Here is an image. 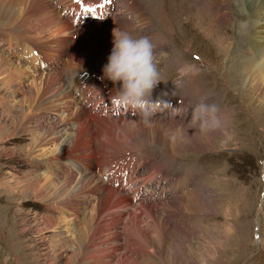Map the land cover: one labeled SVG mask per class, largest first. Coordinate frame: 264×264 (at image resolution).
<instances>
[{
    "label": "rangeland",
    "instance_id": "rangeland-1",
    "mask_svg": "<svg viewBox=\"0 0 264 264\" xmlns=\"http://www.w3.org/2000/svg\"><path fill=\"white\" fill-rule=\"evenodd\" d=\"M27 1L0 0V7L9 13L8 16L1 15L0 56L6 53L12 58L13 54L14 62L21 64L28 73L7 87L0 82V100L6 101L5 105L0 104V264H68L69 246L74 244L75 238H80L78 247L81 252L75 261L72 259L73 264H264V88H255L253 71L245 72L246 65L237 67L236 60L230 59L231 54L224 56L223 53L232 50L228 47L230 43L223 40L225 37L233 40L235 24L239 22H229L224 27L225 35L220 33V42H213L215 38L207 31V25L216 23L212 15L202 13L204 8L197 7L194 1L133 0L131 5L128 3L131 8L123 6L125 8L115 20L84 22L87 30H81L83 33H80V25L73 21L71 32L62 35L67 45L62 48L65 53L69 52L62 60L59 57L61 52L59 56L48 52L37 55L31 46L34 40H30V44L24 41L27 35L32 37L30 32L39 28V23L40 27L50 23L37 18L42 8L40 1L29 0L30 7L25 10L29 4ZM45 3L50 4V0H45ZM116 3L119 4L118 0ZM136 10H142L140 18L134 21L132 14L128 17L131 22L128 21L125 13ZM14 12H20V17L4 28L3 22L9 21L10 14ZM26 16L28 19L24 22ZM163 17L165 23L161 21ZM53 19L51 17L50 21ZM117 27L133 31L134 35L149 33L148 36L157 44L158 67L162 75V82L153 90L152 99L161 98L159 92L167 93L162 97L173 101L180 99L184 109L179 110H188L183 116L178 110L170 113H167L168 108L159 111L153 118L161 123L155 133L140 122L138 115L99 118L95 114H87V110L82 108L79 115L72 118L70 127H83L84 133H78V138L86 135L84 141L90 145L87 150L79 146L83 153L80 156H87L90 164L82 170L84 178L80 179L76 170H72L70 175L66 171L47 173L41 158L52 155L48 154L49 150L43 149V152L41 148L49 145L45 139L51 137L56 128L63 129L61 123L65 113L57 101L68 79L65 71L71 75L84 62L95 59L97 54L109 53L113 47L112 33ZM12 40L13 44L10 43ZM48 44L40 45L42 47L38 49L53 52L55 49ZM30 50L33 54L29 53ZM36 56L53 57L47 66L49 68L37 71L39 67L34 64ZM69 56L74 57V64L68 62ZM184 64L195 65L199 72L183 77L182 86L175 88L173 81L180 78L179 68ZM93 65L96 67V63ZM41 74L45 77L52 75L56 83L44 86L42 82L31 80V77H41ZM187 78L191 83L186 81ZM29 90L37 93L40 100L37 97L30 103L26 101L19 105L23 100L21 95ZM200 95L210 96L226 114L224 128L208 138L211 146L203 153L183 150L185 145L189 146V136L176 132L183 121L190 119L191 105ZM189 101L190 106L187 105ZM13 105L12 111L15 110L7 113L6 110ZM17 111L27 113L20 128L17 126ZM171 116L173 118L169 121ZM162 123L172 124V127H165ZM189 131L193 136L195 130ZM167 134L170 138L175 135L173 143L179 142L183 146H173L165 138ZM66 135L58 138L57 142L65 141L66 145ZM38 137V148L33 149L30 144ZM206 139H200L203 145H206ZM67 146L70 150L72 144ZM175 148L181 151H172ZM128 150L140 152L137 157L140 162L134 163L138 172H148L151 168L170 178L189 173L188 186H181L178 182L173 189L179 188L178 197L168 196L158 203L130 201L127 199L129 194L123 190L109 198V186L101 181L102 177L100 179L104 166L96 163L99 169L93 171L97 167L94 160L101 154L106 156ZM80 152L70 150L69 154L76 157ZM39 155L41 157H37ZM44 175L56 182L63 198L40 201L39 195L34 194ZM66 176L73 181L72 187L77 180L82 184L74 197L72 189L68 188V195L73 197L71 201L65 200L62 180ZM102 186L105 189L100 192ZM199 190L204 197L196 199L200 202L191 199L186 206L184 201L176 203L182 195L187 197L188 192ZM98 201H102V205ZM91 209L95 210V217L92 216L90 230L86 231L94 236L91 234L90 240H86L79 225Z\"/></svg>",
    "mask_w": 264,
    "mask_h": 264
},
{
    "label": "bare ground",
    "instance_id": "bare-ground-1",
    "mask_svg": "<svg viewBox=\"0 0 264 264\" xmlns=\"http://www.w3.org/2000/svg\"><path fill=\"white\" fill-rule=\"evenodd\" d=\"M14 1H17V0H14ZM33 2L37 1V2H41L42 4V8H41V13H39V15H37V18H42L45 20V22H50V23H47L46 27L43 25H41L40 27V20H37L39 21V28H36L34 29L33 31H31L30 33L32 34V37H29L27 35V37H25L26 39L24 41H26L27 43H31L30 40H34L32 43H31V46H32V49L34 51L35 54L37 55H40L44 52H48L52 55H55V56H59L60 52V58L62 57V60L64 59V57H66L68 55V51H64V49L62 47H67L66 45V41L64 40V38L62 37V35H64L65 33H67L68 31L71 32V29L73 28V24L72 22H76L77 24L80 25V33H83L81 30H87V28L83 25L84 23L80 22L78 20V17L77 15H74L72 16L70 19H68L66 16H63V15H60V12L54 8L55 10L58 11L59 15L62 17H60L57 13V11H55L53 9V7H56L57 5V1L59 0H50V4H46L45 3V0H32ZM194 1V2H193ZM235 1V3L233 2ZM29 2V0L27 1ZM31 2V1H30ZM30 2L29 4L27 5V7H25V10L26 8L30 7ZM32 2V3H33ZM120 6H125L127 5L128 8H129V1L128 0H118ZM189 3L193 2L195 3V5L197 7H200L201 9H203L201 12L202 13H205L208 12L212 15V19L214 20V22L216 24H208L207 25V31L208 32H211L212 35L214 36L215 39H213L214 41L213 42H220L219 40V36H220V33H222V35H225L224 34V27L229 23V22H233V21H236V22H239V24H235V30H234V35H233V40H229L230 37L226 38L223 40V42L225 43H230V45L228 46L230 49L232 48L231 51H224V56L227 55V54H231L230 56V59H235L236 60V66L239 67H244L245 65L247 66L245 68V72L247 70H251L253 71V76H254V82H255V88H258V87H261V88H264V46H262L261 44L264 43V37H262V33L264 34V0H189L188 1ZM233 4H232V3ZM31 3V4H32ZM11 4V3H10ZM36 4V3H35ZM39 4V3H38ZM40 4V5H41ZM53 7H52V6ZM3 7V6H2ZM34 7V6H33ZM133 7V6H132ZM135 7V6H134ZM4 8V7H3ZM32 8V6H31ZM131 8V7H130ZM129 8V9H130ZM33 10V9H32ZM40 10V9H39ZM134 10V9H133ZM29 11V9L27 10ZM22 12H24V9L22 10ZM135 12H136V15H135ZM142 10L141 11H134V12H131L129 15L125 13L128 21L131 20V18H128L129 16H131L133 14V20L134 21H137L139 18H140V14H141ZM191 12V11H190ZM30 13V11H29ZM34 13V12H33ZM121 13V10H116L115 11V15H120ZM201 13V14H202ZM8 11L5 10V9H2L0 7V22L3 20V17H1V15H6L8 16ZM28 14V12H27ZM26 14V15H27ZM31 14H32V11H31ZM165 14V13H164ZM20 12H14L13 14H10V17L8 18L9 21H5L3 22L5 25H3L4 28H8L9 26V22H11L12 20L16 21V19H18L20 17ZM36 15V14H35ZM142 15V14H141ZM161 15V14H159ZM124 16V15H123ZM28 16L24 17V22L28 19L27 18ZM53 17L54 19L50 21V18ZM122 17V16H121ZM170 17V16H169ZM200 17V16H199ZM6 18V17H5ZM36 18V19H37ZM64 19H67L64 21ZM111 19V18H109ZM126 19V18H125ZM165 18L163 17V19L161 20L162 23H165ZM34 20V19H33ZM108 18L104 21H107ZM14 21V22H15ZM43 21V20H42ZM7 22V23H6ZM36 22V20L34 21ZM44 22V21H43ZM44 22V23H45ZM54 22V23H52ZM131 22V21H130ZM253 22V24H252ZM115 21H113V25ZM24 24V23H23ZM70 24H72L70 26ZM130 24V23H129ZM150 24V22L148 23ZM198 24V23H197ZM11 25V24H10ZM118 24H116L117 26ZM213 25H216V26H213ZM70 26V27H69ZM134 26V25H133ZM200 26V24H199ZM2 27V28H3ZM121 27V26H120ZM118 28V27H117ZM122 28V27H121ZM198 28V27H197ZM136 29H137V26H136ZM123 30V29H122ZM169 30V27L167 28V31ZM217 30V31H216ZM79 32V31H78ZM87 32V31H86ZM69 33V32H68ZM132 34H135L133 31H132ZM149 33H147L146 35H148ZM150 34H151V31H150ZM68 35V34H66ZM154 36H156V34H154ZM59 37H61L59 39ZM85 37V36H83ZM213 38V37H212ZM223 38V37H222ZM232 38V37H231ZM51 41H48L50 40ZM53 39V40H52ZM82 39V38H81ZM156 39L158 40V36L156 37ZM6 41V40H5ZM82 41V40H81ZM46 42H49L46 43ZM80 42V41H79ZM158 42H160L158 40ZM163 42V41H162ZM88 43V42H87ZM45 44H48V46H50L51 49H55L53 52L52 51H41L40 49H38L39 47H42L44 46ZM233 44V46H232ZM35 45V46H34ZM42 45V46H40ZM81 46V45H79ZM24 47H27V46H24ZM36 50H35V49ZM9 49V48H8ZM13 49V48H12ZM68 49H69V46H68ZM70 50V49H69ZM24 53L25 50H23ZM22 52V53H23ZM30 54H33L31 53V50L29 51ZM4 55L3 56H0V73H2V77H0V82H2L3 85H5V87H7L6 85L8 84H11L14 83V82H17L19 76H28V73L26 71V68H24L23 66H21V64H17L16 62H14V55H12V58H10L8 55H6V53H3ZM66 54V55H65ZM74 55V54H73ZM247 56V58L245 57ZM70 57V56H69ZM242 57H245V59L241 60ZM74 58V57H73ZM72 57H70L69 61L70 63H75V60L73 59ZM170 59V58H169ZM66 62V61H65ZM4 64L6 65H9V66H4ZM81 64V63H80ZM67 65V63H66ZM252 65V66H251ZM73 67V66H72ZM36 69H39V68H36ZM237 71V70H236ZM43 74H41V77L39 76V78H34V77H31V80L34 81V83L36 81H39V83L44 85V86H48L49 84H54L56 83L55 81L57 80H54L52 75L50 76L49 74L45 77L44 75V78L42 77ZM46 75V74H45ZM43 78V79H42ZM191 79V77H190ZM189 78L186 79V81H188L189 83H191V80ZM59 82V81H58ZM60 84V83H59ZM197 86V85H196ZM198 87V86H197ZM59 88H61L59 86ZM58 91H60L58 88H56ZM196 89V88H195ZM260 92V91H258ZM26 93V94H25ZM24 94H22V101L19 103V105H21L22 103L24 102H28L30 103L31 101H34L38 95L37 93L33 94L32 93V90H29L28 92H25ZM12 96H15V95H12ZM70 98L71 102H69L68 98ZM21 98V97H20ZM39 98V97H38ZM73 97L72 95L69 93V91L67 90V88L65 86L62 87V92H60V100L57 101L58 105L60 106V108L63 110V112L65 113V116L62 118V128H56L57 130L56 131H53L55 133H53V135H51V137L47 136L46 137V141L48 142L47 144L51 145V147H49V145L47 146H44L42 149H46V150H49V155L51 154L52 156H47V157H43L45 158L43 160V158H41L42 162L44 163V165L46 166L47 168V173H50V174H55L57 171H66L68 172V174L70 175L71 173H73L72 170H76L75 173L79 174L80 175V179H83L84 178V175H82V170L83 169H86L87 167H89V159L87 156H80L82 155L83 153H81L80 151H82V149H80L79 146H83L85 147V150H87V148L90 146L88 145L85 141H84V138L86 135H83L81 138H78V133L79 134H82L84 133L83 131V127H79L78 126H73V127H70L71 125V120L73 117H75L76 115L78 116L79 115V111L82 109V107L79 105V103L77 102V100L75 101H72ZM40 100V98H39ZM45 100V99H44ZM55 102V101H53ZM196 102V101H195ZM61 103V104H60ZM188 106H190V102H187ZM0 104H3L5 105L6 104V101L4 100H0ZM186 104V103H185ZM57 105V104H56ZM15 105L13 106H10L6 111L7 113H11L13 112L12 111V108H14ZM54 107L55 104L53 105ZM52 106V107H53ZM57 106V107H59ZM184 109V108H182ZM188 109H186L187 111ZM179 111V115L180 116H183L185 114V110H178ZM16 113H19V111H17ZM173 114V113H172ZM27 116V113H24L23 111H21L17 117V126H21V122L26 118ZM76 116V117H77ZM174 116V115H172ZM171 116L170 119H168L169 121H171V119L173 118ZM191 116V115H190ZM19 118V120H18ZM81 118V117H80ZM189 118V117H188ZM75 119V118H74ZM12 120V119H11ZM188 119H186L187 121ZM66 121V122H65ZM168 121V122H169ZM73 122V121H72ZM20 123V124H19ZM23 123V122H22ZM75 123V122H74ZM14 125V124H13ZM79 125V124H78ZM82 125V124H81ZM161 123L158 122V120H153V126L151 128H148L149 131H154L155 133L158 132V130H155L156 128H158V126H160ZM162 125H165V127H172V124L170 125L169 123H162ZM187 125V122L183 121L182 124L180 125L179 128L181 127H186ZM67 126L69 129H67ZM15 128V127H14ZM20 128V127H19ZM189 129L187 130V134L189 133ZM66 141H67V144L71 145L72 144V147H71V151H77V152H80L79 153V156L76 155V157L74 156H71L69 154L70 150L68 149L69 146H67V144L65 145V141H62V143H60V140L59 142H57L58 138H61L62 135L66 134ZM193 133V132H192ZM45 134V133H44ZM3 135V134H2ZM1 135V136H2ZM38 135L42 136L40 133H38ZM39 136V137H40ZM189 138H188V142H189V146L186 147H183V150H191V151H197V153H200V152H204V151H207L210 146H211V142L208 141V138L211 136H207V137H203V136H200V135H193L191 133L188 134ZM39 137L36 138L35 140H33V142L30 144L32 145L33 149L34 148H38V141H39ZM165 138H167L169 141L172 142V145L174 146V144L176 143H173V141L175 139H172V136L170 138V135L167 134V136H165ZM201 138L203 139H206L205 141H207V143H205L206 145H203L202 144V140H200ZM164 139V138H163ZM166 139V140H167ZM43 139H41L42 141ZM184 140V139H183ZM40 141V142H41ZM179 141V140H178ZM201 141V142H200ZM159 142V141H158ZM175 142V141H174ZM187 142V143H188ZM60 143V144H59ZM42 144V143H41ZM208 144V145H207ZM40 146V145H39ZM106 146V145H105ZM177 146H183V144L177 142L176 144V147ZM42 147V146H41ZM167 148H170L167 146ZM32 149V150H33ZM30 150V151H32ZM84 150V151H85ZM189 150V151H190ZM67 151V153H66ZM172 151H181L180 150H177L176 148L175 149H172ZM29 152V151H28ZM45 152V150L43 151ZM42 154H45L43 153ZM48 152V151H47ZM104 152V151H103ZM183 153L185 151H182ZM105 153V152H104ZM89 154V153H88ZM37 157H41L40 155L37 156ZM74 157V158H72ZM71 161H74L73 163H70ZM76 161H82L81 163L77 164ZM158 171V170H157ZM84 173V172H83ZM32 174V173H31ZM181 175L183 173H180ZM176 176V175H175ZM50 177V176H49ZM52 177V176H51ZM70 176H66L65 178H63V182L62 184L65 186V191H66V197L67 199L65 200H70L71 201V198H73L75 196V192H76V189L78 191V188L81 184V182H79L77 180L76 183H74L73 187L71 186L72 182L69 178ZM42 178V179H41ZM40 180H39V183L38 185L36 186V189H35V195L38 194L39 197H40V201H44L46 199H55V198H58V197H61L63 198V195L60 196L62 193H60V190H59V187L57 186L56 182L53 181V179H48L46 178V175H44V177H41ZM195 180V178H194ZM36 181V180H35ZM86 181V180H85ZM88 181V180H87ZM31 183V182H30ZM89 185V184H88ZM3 186V185H2ZM105 186V185H104ZM104 186H102L100 188V192L101 191H104ZM68 188H71L72 191L71 193L73 194V197H70L68 195ZM75 188V189H74ZM82 188V187H81ZM107 188V187H106ZM30 189V188H29ZM84 189V187H83ZM86 190V189H85ZM81 191V190H79ZM107 191H109V198H113L115 196V194L118 193L117 190H114L112 189L111 187L107 188ZM192 192V193H191ZM191 192H188L190 194H186L187 197L185 196H181L179 197L177 200H176V203L178 201V203H180V201H184L185 203V206L186 205H189L190 202H191V199H203L204 197H202L200 194H201V191H197L196 193L194 191H191ZM190 195V196H188ZM199 196V197H198ZM106 197V196H105ZM108 197V196H107ZM65 198V197H64ZM121 199H124V198H121ZM68 200V201H69ZM118 200V199H117ZM67 201V202H68ZM109 201V200H108ZM107 201V202H108ZM122 201V200H121ZM197 201V200H196ZM206 201V200H205ZM100 201H98L99 203ZM197 202H200V201H197ZM213 202V200H212ZM101 205H102V201L100 202ZM121 203V202H120ZM177 203V204H178ZM210 203V202H209ZM114 204V203H113ZM141 204V203H140ZM97 205V204H96ZM100 206V205H98ZM174 206V204H173ZM94 207V206H93ZM76 208V207H75ZM79 208V207H78ZM82 208V207H81ZM80 208V209H81ZM91 208V207H90ZM95 208V207H94ZM112 208V207H111ZM146 208H149V207H146ZM93 209V208H92ZM89 210V215L88 217H85L83 218L84 220H82L81 224L79 225L80 226V233L82 235V237H84L86 240H90L91 238V234L90 231H86V230H90V221L91 219L93 220L92 216L95 212V210ZM99 209V207H98ZM76 210V209H75ZM149 211V209H146ZM78 211V210H77ZM79 212V211H78ZM102 213V212H100ZM97 214V213H96ZM95 217V216H93ZM97 217V216H96ZM80 220V219H79ZM63 221V220H62ZM56 227H57V224H56ZM68 228L70 226H67ZM182 228V227H181ZM83 231L84 234H83ZM95 232V231H94ZM98 233V232H97ZM95 233V234H97ZM94 236V234H92ZM74 237V236H73ZM77 239V240H76ZM80 239V238H79ZM79 239L78 238H75L74 240V244L71 245V247L69 246V255H67V261H68V264H73L75 259L74 258H77V254L78 252H81L79 250V247H78V244H79ZM97 239V238H96ZM83 240V239H82ZM94 242V241H93ZM83 245V244H82ZM78 247V248H77ZM68 250V249H67ZM79 255V254H78ZM72 259H74V261L72 262ZM90 260V259H89ZM95 262V261H94Z\"/></svg>",
    "mask_w": 264,
    "mask_h": 264
},
{
    "label": "clouds",
    "instance_id": "clouds-1",
    "mask_svg": "<svg viewBox=\"0 0 264 264\" xmlns=\"http://www.w3.org/2000/svg\"><path fill=\"white\" fill-rule=\"evenodd\" d=\"M113 47L102 68V79L120 87L111 97V104L117 110L138 115L146 127L153 126L156 114L170 108V104L160 98L152 99V92L162 82L158 67L157 44L148 35H134L127 30H113ZM199 69L195 65L184 64L179 68V77L173 81L175 88L182 86V78L195 75ZM167 95V93H164ZM226 123V114L208 95H200L191 105V116L187 127L177 128L176 132L188 137L187 130L194 129L193 135L210 136L222 130ZM172 139H176L173 135Z\"/></svg>",
    "mask_w": 264,
    "mask_h": 264
},
{
    "label": "snow or ice",
    "instance_id": "snow-or-ice-1",
    "mask_svg": "<svg viewBox=\"0 0 264 264\" xmlns=\"http://www.w3.org/2000/svg\"><path fill=\"white\" fill-rule=\"evenodd\" d=\"M76 2H77L78 4H81V0H76ZM81 6L84 7L83 4H81ZM84 11H85V12H89V13H91V12L94 11V9H91V8H88V7H84Z\"/></svg>",
    "mask_w": 264,
    "mask_h": 264
}]
</instances>
